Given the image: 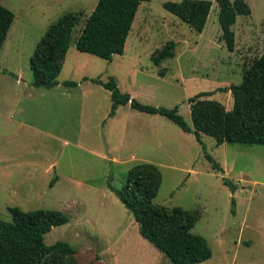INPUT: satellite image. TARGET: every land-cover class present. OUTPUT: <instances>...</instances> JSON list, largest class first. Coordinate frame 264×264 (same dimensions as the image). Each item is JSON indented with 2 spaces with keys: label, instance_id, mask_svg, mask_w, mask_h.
<instances>
[{
  "label": "rangeland",
  "instance_id": "1",
  "mask_svg": "<svg viewBox=\"0 0 264 264\" xmlns=\"http://www.w3.org/2000/svg\"><path fill=\"white\" fill-rule=\"evenodd\" d=\"M97 1L0 0V5L14 14L2 46L5 57L1 65L20 70L24 79L32 81L29 57L35 43L68 12L81 13L70 41L71 53H77L75 36ZM168 1L182 0L140 4L122 56L116 55L112 63L95 59L104 65L83 67L81 73L65 69L57 81H77L82 76L100 77L105 82L113 78L121 92L134 95L130 96L141 104L168 109L178 106L189 126L187 100L199 93L213 92L203 99L231 111V93L220 90L239 84L243 70L264 52V0H246L251 14L236 18L232 52L221 39L216 0H208L212 7L202 33L164 10L162 4ZM170 41L174 42L173 57L155 65L151 57ZM162 70L163 76L159 74ZM5 96H10V90L1 88L0 98ZM73 97L76 103L82 102L83 114L77 104L71 123L76 132H82L75 134L74 145L61 143L50 133L23 135L27 138L20 140L17 150L36 157L37 169L44 171L34 175L30 168L25 170L18 179L21 186L16 195L0 189V219L4 222L12 220L7 206L23 212L56 210L68 218L67 224L52 228L44 237L46 245L64 242L67 249L49 256L43 264H172L140 236L130 212L108 190V184L121 188L128 170L139 163L152 164L161 173L155 205L199 212L200 219L191 232L206 240L212 256L198 264H264V146H216L213 138L202 136L206 152L223 169V174L216 173L194 136L169 120L126 106L120 120L128 121L127 128L135 134L128 130L122 137L119 125L105 123L111 109L108 91L102 87L85 96L75 92ZM53 126L61 129L58 123ZM56 177L59 182L51 190L47 184ZM223 179L236 185L233 195ZM145 243L149 249L143 247Z\"/></svg>",
  "mask_w": 264,
  "mask_h": 264
},
{
  "label": "trees",
  "instance_id": "2",
  "mask_svg": "<svg viewBox=\"0 0 264 264\" xmlns=\"http://www.w3.org/2000/svg\"><path fill=\"white\" fill-rule=\"evenodd\" d=\"M149 1L98 0L75 36V49L107 62H111L114 55H122L138 7ZM216 3L221 39L227 51L232 52L235 45L232 26L238 16H249L251 9L246 0H216ZM162 7L193 31L202 33L212 3L208 0L168 1ZM79 16L81 13H65L48 27L36 43L29 57L32 87L50 90L59 84L57 78L70 48ZM13 20L14 14L0 5V51ZM173 48L174 42H167L164 49L151 57V61L159 65L160 61L173 57ZM2 72L6 73L5 70ZM163 72L162 70L159 74L163 76ZM81 81L99 85L110 93L111 109L108 118L115 115L119 106L128 104L131 109L140 113L161 116L182 132L193 135L205 160L216 173L223 174V169L206 152L202 136L213 138L216 146L224 143L264 146V52L243 70L239 84L220 90L231 93V111H227L216 101L203 99L213 92H202L187 100L191 126L179 115L178 106L168 109L141 104L128 93L121 92L113 78L104 82L99 78L84 77ZM62 85L76 87L78 83L65 81ZM54 181L55 178L49 185L52 186ZM161 182V173L154 165L140 163L128 170L121 188L115 189L108 184V190L130 212L138 225L140 236L172 264H198L210 259L212 252L206 240L191 232L200 219L199 212L179 207L168 209L154 204ZM222 183L232 195L235 193V184L226 179ZM231 205L235 206L233 197ZM8 212L12 217L11 222L0 219V264H43L49 256L67 249L64 242L51 245L44 242L45 235L52 228L68 223V218L63 213L50 209L23 212L18 208H8ZM231 212L234 213V208H231Z\"/></svg>",
  "mask_w": 264,
  "mask_h": 264
},
{
  "label": "crops",
  "instance_id": "3",
  "mask_svg": "<svg viewBox=\"0 0 264 264\" xmlns=\"http://www.w3.org/2000/svg\"><path fill=\"white\" fill-rule=\"evenodd\" d=\"M5 42L6 41H4L3 47L5 45ZM3 47L0 51V60L4 59L5 57V55L3 54ZM115 56L116 55L113 56L112 61L114 60ZM95 59L100 58L89 54L80 53L78 51L77 53L73 54L71 53L70 47L66 53L60 74L64 73L65 69H68L70 73L73 74L78 72L81 73L83 67L89 66L90 68L93 64H98L99 66L104 65L101 64V62H97V60ZM102 60L103 59H101L100 61ZM112 61H105V63H112ZM3 66L4 65H1L0 63V89H9L10 96L0 98V189H2L3 192H6L7 195L10 196L16 195V192L19 191L18 185L20 184L19 181L21 180L18 179L23 173H25V170L30 168L34 175L37 174L38 170L39 172L41 171V174L44 171V169H41V167L37 169L36 157H28V155H23L17 150V148H20V140L23 138H27L23 135L26 134L25 136L30 135V137H33L37 132H44L46 134L50 133L53 135L55 140H58L64 144L71 143L74 145L75 134H77V136H80L82 131L76 132L73 129V122L71 123V119L76 118L75 109L78 108L76 107L77 104H79V106L81 105L80 112L82 111V102L76 103L77 100L75 99V97H73V94H75V92H78L82 94V96H85L86 94L98 91V89L102 87L89 81H81L84 77L89 79H94L95 77L82 76L77 81H71L78 83L76 87H65L63 85L60 86V84H62L63 82L69 81L66 79L61 83L58 82L59 84L50 90L34 88L31 85L33 80L31 81L24 79L23 74L20 70L12 71L10 69H6ZM2 70H5L6 73H3ZM96 78L100 79V77ZM130 95L134 97V95ZM126 106L130 108L128 104L119 106L115 112V115L109 118L107 122H105L106 125H114L115 127L119 125L122 137L127 133L128 130H131L127 128L129 126L128 121L122 122L120 120L121 115H123V111H126ZM106 114L107 112L104 114V116ZM54 123H58L61 129H53ZM131 131L133 132V134H135V130ZM22 155L24 157H22ZM28 173L29 172H27L26 174ZM29 181L30 180H28L27 182ZM58 182L59 177H56L52 186H50L48 183L47 187L52 190L56 187ZM78 185L81 184L78 183ZM8 208L15 207L7 206V209ZM144 245V248H150L146 243ZM155 253L156 252H154V254Z\"/></svg>",
  "mask_w": 264,
  "mask_h": 264
}]
</instances>
